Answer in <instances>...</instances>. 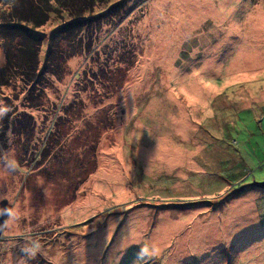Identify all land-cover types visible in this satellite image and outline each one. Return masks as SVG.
I'll return each instance as SVG.
<instances>
[{
    "label": "rangeland",
    "instance_id": "374dc122",
    "mask_svg": "<svg viewBox=\"0 0 264 264\" xmlns=\"http://www.w3.org/2000/svg\"><path fill=\"white\" fill-rule=\"evenodd\" d=\"M93 15L90 51L57 75L45 60L69 18L28 27L38 96L18 75L0 86V148L28 170L0 172L21 216L0 264L23 256L17 232L48 257L27 264H264V0H103ZM13 42L0 37V66ZM105 46L135 58L113 93L91 88ZM22 112L32 128L18 139ZM145 245L159 254L138 258Z\"/></svg>",
    "mask_w": 264,
    "mask_h": 264
},
{
    "label": "trees",
    "instance_id": "16d2710c",
    "mask_svg": "<svg viewBox=\"0 0 264 264\" xmlns=\"http://www.w3.org/2000/svg\"><path fill=\"white\" fill-rule=\"evenodd\" d=\"M102 1L0 0V4L6 5L0 14V37L14 41L12 47L5 50V60L0 66V86L8 85L14 76L18 75L26 85L30 86L29 91L37 90L35 95L38 96V93L40 94L44 87L38 80L41 74L37 72L41 41L32 34L28 27L36 28L45 24L51 13L59 19H63L64 16L69 18L57 29L56 36L51 39L50 49L45 60V71L57 75L62 72L61 64L65 62L66 58L79 52L90 51L92 35L100 27V21H98L100 17L93 15V11ZM112 9L113 6L108 8L106 13H111ZM114 15H117V13H114ZM62 44H65L64 48H62ZM117 51L116 47L110 48L107 46H105V49L97 51V59L99 60L101 55L103 57L98 62V69L90 75V82H93L92 90L95 91L94 84H100L101 89L106 93H113L114 89L126 81V72L128 68L134 65L135 58L129 51L127 52L130 54L123 60L122 53L113 57V54ZM120 62L124 63L123 67L119 65ZM28 99L34 100L37 98L30 95ZM71 103L67 106H70ZM80 104L82 105V102ZM30 119H32L31 116L26 112L18 115L12 126V133L18 139L25 136L26 132H31ZM97 125L96 127L100 128ZM111 125L112 121L102 126L103 129L94 132L95 134L92 135H90L92 131L88 128L86 129L88 133L82 131L85 134L83 135L85 141L93 142L101 132L111 128Z\"/></svg>",
    "mask_w": 264,
    "mask_h": 264
},
{
    "label": "clouds",
    "instance_id": "9594fccd",
    "mask_svg": "<svg viewBox=\"0 0 264 264\" xmlns=\"http://www.w3.org/2000/svg\"><path fill=\"white\" fill-rule=\"evenodd\" d=\"M7 109L0 107V119H3L7 115ZM11 139V137H10ZM27 173V169H22L15 159L14 154L9 149L0 148V172L13 175L17 172ZM7 199V194H0V201ZM0 215H6L7 219L3 224H0V233L3 236L6 231L10 230L13 226H18L21 216L15 207L0 208ZM16 236L22 238L23 243L20 244V250L23 256L19 259L18 264H27L28 260H33L37 255L45 256L47 254L43 250V245L40 240L33 238L31 235H27L23 232H17ZM16 246V244L14 245ZM159 254V249L155 247H149L147 245L140 248L138 258L155 257ZM49 264H58V261L50 259Z\"/></svg>",
    "mask_w": 264,
    "mask_h": 264
},
{
    "label": "water",
    "instance_id": "95a60500",
    "mask_svg": "<svg viewBox=\"0 0 264 264\" xmlns=\"http://www.w3.org/2000/svg\"><path fill=\"white\" fill-rule=\"evenodd\" d=\"M256 185L264 186V182H258V183H256ZM6 207H10L11 208L12 205L7 200L1 201L0 202V208H6ZM6 219H7L6 215H0V224H3Z\"/></svg>",
    "mask_w": 264,
    "mask_h": 264
}]
</instances>
